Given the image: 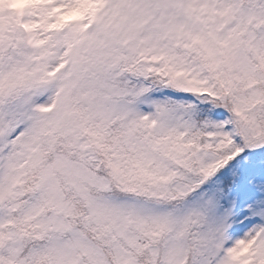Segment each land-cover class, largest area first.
I'll return each mask as SVG.
<instances>
[{
  "label": "snow or ice",
  "instance_id": "1",
  "mask_svg": "<svg viewBox=\"0 0 264 264\" xmlns=\"http://www.w3.org/2000/svg\"><path fill=\"white\" fill-rule=\"evenodd\" d=\"M0 264H264V0H0Z\"/></svg>",
  "mask_w": 264,
  "mask_h": 264
}]
</instances>
